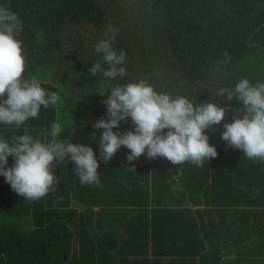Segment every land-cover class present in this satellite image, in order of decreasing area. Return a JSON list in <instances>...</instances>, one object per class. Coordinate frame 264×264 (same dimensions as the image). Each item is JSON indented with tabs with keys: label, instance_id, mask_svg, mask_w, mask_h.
<instances>
[{
	"label": "trees",
	"instance_id": "trees-1",
	"mask_svg": "<svg viewBox=\"0 0 264 264\" xmlns=\"http://www.w3.org/2000/svg\"><path fill=\"white\" fill-rule=\"evenodd\" d=\"M151 1L154 7L164 10L166 39L183 76L190 79V85L199 86V82L208 81L222 68L231 72L230 79L222 82V87L234 88L242 78L253 83L264 82V47L254 44L260 40L259 31H264V0ZM0 6L17 13L23 23V31L17 38L23 42L26 78L32 76L39 61L48 62L43 56L38 58L41 48L46 52H62L65 49L62 31L67 24L83 22L102 29L109 24V8L99 0H0ZM39 32L46 38L45 45L40 43ZM225 52L230 54L227 61ZM41 84L47 91L58 94L55 85ZM233 101L238 100L233 98ZM106 112H98L95 121H89L84 126L78 141L89 140L96 148L99 147L103 131L99 132L93 125L106 117ZM55 117L56 106L41 107L38 117L28 120L19 129L0 125V137L10 141L13 135L27 132L43 142V125L47 124L51 129ZM130 123L129 117L127 122L121 121L120 124L128 126ZM128 155L120 162L117 157L111 162L116 170L109 177L115 182L109 188L113 197L104 202L95 199L101 196L103 185L95 186L92 193L82 196L81 191L84 195L86 191L84 187L82 190L78 188L82 186L79 179L73 182L65 180L68 174L66 160L56 164L59 171H54V174L61 178L57 190L39 201L25 200L12 190L4 176H0V264H85L90 252L96 253L97 264H122L117 255L103 244L100 228L103 212L113 209L124 212L126 207L146 202L136 200V197H140L139 193L146 195L143 181L144 175L149 174V158L145 152L136 161L129 162ZM153 160L159 164L168 161L163 157ZM168 164L172 163L168 161ZM13 165L14 160L9 157L7 167ZM183 165L185 163L179 166ZM118 167L120 170L117 171ZM99 176L101 178V174ZM237 181H248L250 186H263L264 162H248ZM186 188V192L194 198L192 187L187 185ZM71 194L74 206L69 201ZM200 229L208 249L200 255L197 264H219L223 256L221 242L204 222ZM76 240L80 245L78 252L74 246Z\"/></svg>",
	"mask_w": 264,
	"mask_h": 264
},
{
	"label": "clouds",
	"instance_id": "clouds-1",
	"mask_svg": "<svg viewBox=\"0 0 264 264\" xmlns=\"http://www.w3.org/2000/svg\"><path fill=\"white\" fill-rule=\"evenodd\" d=\"M22 31L23 23L18 14L0 6V125L17 129L37 118L41 107L57 106L61 99L56 92L42 87L37 78L25 77L23 42L17 38ZM116 34L107 27L105 38L95 44V53L103 55L108 67L105 69L95 63L89 69L92 76L102 73L104 78L115 79L127 75V69L121 66L125 53L117 52L112 46ZM224 58L229 60L230 54L225 52ZM215 97L226 101L235 98L242 105L233 122L223 124L222 139L229 147L242 150L248 159L264 162V82L253 83L242 78L234 88H218L213 93ZM102 103L106 106L107 118L93 125L99 132L103 129L99 139L100 160L110 161L125 147L130 150L129 162L146 152L149 159L163 157L174 165L190 162L198 167L218 156L205 130L220 126L231 107L212 102L193 103L181 95L173 97L158 92L145 79L113 87ZM129 117L134 131H113ZM63 132L61 124L53 122L48 142L27 132L13 137L11 142L0 137V176L25 200L39 201L55 192L61 178L54 174V168L65 160L74 162V171L82 185L102 186L98 172L100 163L93 148L58 140ZM9 157L14 160L12 167H7Z\"/></svg>",
	"mask_w": 264,
	"mask_h": 264
},
{
	"label": "crops",
	"instance_id": "crops-1",
	"mask_svg": "<svg viewBox=\"0 0 264 264\" xmlns=\"http://www.w3.org/2000/svg\"><path fill=\"white\" fill-rule=\"evenodd\" d=\"M260 33L262 32L259 31L260 40L254 44L264 47V38ZM31 77L37 78L33 73ZM37 79L41 83L57 87L56 82L49 77ZM220 102L221 107H228L229 104L231 107L220 126H214L205 132L211 145L217 149L216 158L205 160L202 167L190 162H186L183 167L168 164V161L159 164L149 159V174L144 175L143 181L147 196L139 193L140 197H136V200L146 202L126 207L124 212L117 209L103 212L100 228L103 244L117 255L122 264H197L200 255L208 249L200 229L202 222L222 244L223 256L219 264H264V185L250 186L248 181H237L240 171L252 160L244 156L242 150L229 147L222 139V133L223 124L233 122L236 111L242 105L233 100ZM64 106L65 104L59 103L56 106L54 122H59L64 129L57 139L64 143H81L93 148L100 163L98 172L103 185L101 196L94 197L100 202L108 201L113 197L110 194V184L115 183L110 179V175L116 171L112 163L117 158L120 162L130 150L121 147L111 161L100 160L99 147L96 148L89 140L83 142L77 139L84 126L89 121H95L94 117L79 124L76 132L72 134L70 129L73 130L74 126L69 129L66 125ZM43 126V142H48L51 140V129L47 124ZM13 137L15 136L11 137L10 142ZM66 162L68 174L65 180L76 181L79 177L77 178L74 171V162ZM54 171H59L58 165ZM187 185L192 187L194 198L186 192ZM83 187L86 195L81 191L82 196H88L95 189L94 185L78 186L81 190ZM69 201L71 205H75L72 194ZM74 246L78 252V240ZM94 254L90 252L85 264H97Z\"/></svg>",
	"mask_w": 264,
	"mask_h": 264
},
{
	"label": "rangeland",
	"instance_id": "rangeland-1",
	"mask_svg": "<svg viewBox=\"0 0 264 264\" xmlns=\"http://www.w3.org/2000/svg\"><path fill=\"white\" fill-rule=\"evenodd\" d=\"M99 1L109 8L107 27L117 33L112 46L117 52L125 53L126 59L121 66L127 69V75L111 79L104 78L102 73L96 76L90 74L89 69L95 63L105 69L108 67L103 55L94 51L95 44L105 38V28L83 22L65 26L62 31L65 49L62 52H46L41 48L37 56L47 58L48 62L39 61L33 71L37 78L49 77L56 82L61 97L59 105L65 104L64 121L69 129L74 126L73 130L70 129L72 134L79 124L107 110L102 100L108 98L113 87L141 79H145L158 92L173 97L185 96L193 103L212 102L220 106V101L225 100L223 97L213 98V93L222 87V82L230 79L231 72L219 69L208 81L199 82V86L190 85V79L183 76L166 39L163 8L154 7L151 0ZM260 34L264 37V31ZM39 39L45 45L46 38L42 32H39ZM73 121L77 124H73ZM134 130L131 122L128 126L120 124L114 131L123 133Z\"/></svg>",
	"mask_w": 264,
	"mask_h": 264
}]
</instances>
